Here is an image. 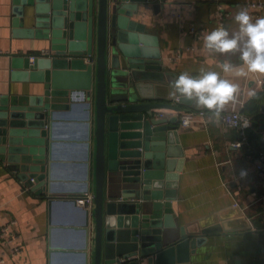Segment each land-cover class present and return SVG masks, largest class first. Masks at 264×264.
<instances>
[{
  "label": "water",
  "instance_id": "1",
  "mask_svg": "<svg viewBox=\"0 0 264 264\" xmlns=\"http://www.w3.org/2000/svg\"><path fill=\"white\" fill-rule=\"evenodd\" d=\"M12 2L15 36L49 41L50 51L38 57L10 54L12 79L43 89L30 100L0 96V160L32 185V192L50 193L59 121L72 114L75 101L82 98L86 139L93 135L95 140V206L92 217L86 211L82 228L85 256L92 247L93 264H190L210 230L202 236L177 230L172 208L177 129L168 125L177 120L158 118L155 111L183 113L193 100L179 98L177 105L160 99L146 102L138 86L144 80L171 77L159 41L132 20L152 1ZM261 111L264 114V104ZM260 128L264 130V124ZM88 218L93 220L90 237Z\"/></svg>",
  "mask_w": 264,
  "mask_h": 264
},
{
  "label": "crops",
  "instance_id": "2",
  "mask_svg": "<svg viewBox=\"0 0 264 264\" xmlns=\"http://www.w3.org/2000/svg\"><path fill=\"white\" fill-rule=\"evenodd\" d=\"M151 1L150 8H143L132 20L144 25L148 36L159 41L161 60L171 77L138 83L146 102L160 99L177 105L179 98L169 93L172 81L181 72L198 78L202 69L215 71L237 85L234 99L218 113L194 102L184 106L186 112L204 111L213 116L209 123L198 119L183 127L177 112L155 111L158 118L177 120L168 122L177 129V157L172 171L178 176L172 187L177 230L186 236H202L210 230L207 240L192 254L190 264H264V179L254 161L247 158L264 151V130L260 128L264 124V73L247 71L246 65L243 75L225 71L226 61L242 65L240 50L216 52L205 47L203 40L218 26L227 28L231 36L238 31L234 19L238 11L252 12L255 21L264 17V7L250 11L247 0ZM258 1L264 5V0ZM218 4L224 8L222 22L217 16ZM156 6L161 8L157 10ZM14 19L12 0H0V96L30 100L42 93L43 85L14 81L10 54L42 55L50 51V42L15 36ZM75 105L73 113L59 121L50 193L26 191L24 180L0 160V232L8 227L10 233L9 238L0 233V264H93L92 247L88 256L83 251L87 238L82 228L86 211L92 217L95 204L81 206L77 199L85 192L95 194V140L93 135L86 139L85 101L79 98ZM90 111L93 133L94 103ZM231 111H239L252 121L250 144L243 150L233 146L238 131L218 120L220 114ZM180 160L181 168H176ZM88 224L90 237L92 218H88Z\"/></svg>",
  "mask_w": 264,
  "mask_h": 264
},
{
  "label": "clouds",
  "instance_id": "3",
  "mask_svg": "<svg viewBox=\"0 0 264 264\" xmlns=\"http://www.w3.org/2000/svg\"><path fill=\"white\" fill-rule=\"evenodd\" d=\"M234 19L238 31L230 36L227 28L218 26L204 35V46L221 53L240 50L242 65L238 67L226 61L223 65L225 71L235 70L237 75H243V65H246L247 71L264 73V17L253 21L247 10H240ZM201 72L198 78L181 72L172 81L169 95L193 99L198 107L203 106L218 113L226 103L234 99L237 85L219 77L215 71L202 69Z\"/></svg>",
  "mask_w": 264,
  "mask_h": 264
},
{
  "label": "built area",
  "instance_id": "4",
  "mask_svg": "<svg viewBox=\"0 0 264 264\" xmlns=\"http://www.w3.org/2000/svg\"><path fill=\"white\" fill-rule=\"evenodd\" d=\"M248 8L251 9H261L264 7L258 0H247ZM223 6L218 4V14L217 16L223 21ZM250 17L253 18V13L251 14L248 12ZM49 54V50H46L42 53V55L38 56H45ZM37 56V57H38ZM34 58L32 57L31 60ZM180 125L183 127L191 126L194 122L198 119H203L206 123L210 122L212 117L210 114L204 111H185L183 113H178ZM162 116V114H161ZM218 120L226 127L238 130V140L233 143V146L239 150L244 149V147L248 146L249 143V130L252 128V121L250 118L244 116L239 111H231L227 113H222L218 116ZM252 160L255 163V169L264 179V151H260L256 156H251ZM32 183L35 184V179H31ZM25 190L32 192V185H28L27 182L24 181ZM77 202L81 206H90L93 202V196L89 192L84 193L81 198L77 199ZM1 236L4 238H9V229L8 227H3L1 229Z\"/></svg>",
  "mask_w": 264,
  "mask_h": 264
},
{
  "label": "rangeland",
  "instance_id": "5",
  "mask_svg": "<svg viewBox=\"0 0 264 264\" xmlns=\"http://www.w3.org/2000/svg\"><path fill=\"white\" fill-rule=\"evenodd\" d=\"M253 126V125H252ZM236 130V129H235ZM238 131V130H237ZM247 147V146H246ZM246 147H244V149L246 148ZM241 150H243V149H241ZM249 160H251L252 161V158L251 157H247Z\"/></svg>",
  "mask_w": 264,
  "mask_h": 264
},
{
  "label": "bare ground",
  "instance_id": "6",
  "mask_svg": "<svg viewBox=\"0 0 264 264\" xmlns=\"http://www.w3.org/2000/svg\"><path fill=\"white\" fill-rule=\"evenodd\" d=\"M81 150V149H80Z\"/></svg>",
  "mask_w": 264,
  "mask_h": 264
}]
</instances>
